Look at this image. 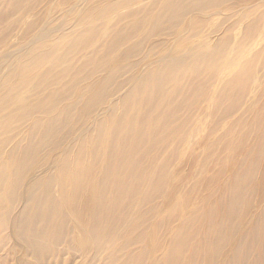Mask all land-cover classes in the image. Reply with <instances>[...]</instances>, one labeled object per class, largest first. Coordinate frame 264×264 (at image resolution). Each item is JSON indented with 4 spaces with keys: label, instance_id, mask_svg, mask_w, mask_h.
<instances>
[{
    "label": "bare ground",
    "instance_id": "bare-ground-1",
    "mask_svg": "<svg viewBox=\"0 0 264 264\" xmlns=\"http://www.w3.org/2000/svg\"><path fill=\"white\" fill-rule=\"evenodd\" d=\"M0 264H264V0H0Z\"/></svg>",
    "mask_w": 264,
    "mask_h": 264
},
{
    "label": "rangeland",
    "instance_id": "rangeland-1",
    "mask_svg": "<svg viewBox=\"0 0 264 264\" xmlns=\"http://www.w3.org/2000/svg\"><path fill=\"white\" fill-rule=\"evenodd\" d=\"M203 117H204V115L201 114V115H200V118L202 119ZM206 133H207V128H203V126H202V130H200V134H201L202 136H204V135H206Z\"/></svg>",
    "mask_w": 264,
    "mask_h": 264
}]
</instances>
